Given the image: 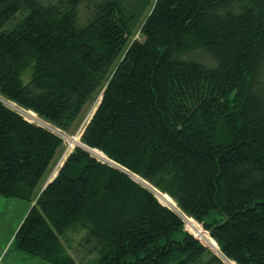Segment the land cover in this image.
I'll list each match as a JSON object with an SVG mask.
<instances>
[{
  "label": "trees",
  "instance_id": "1",
  "mask_svg": "<svg viewBox=\"0 0 264 264\" xmlns=\"http://www.w3.org/2000/svg\"><path fill=\"white\" fill-rule=\"evenodd\" d=\"M96 93L81 147L152 190L80 147L42 186L63 141L5 103L68 133ZM0 99V197L31 205L18 252L224 264L182 216L226 260L264 264V0H0Z\"/></svg>",
  "mask_w": 264,
  "mask_h": 264
},
{
  "label": "rangeland",
  "instance_id": "2",
  "mask_svg": "<svg viewBox=\"0 0 264 264\" xmlns=\"http://www.w3.org/2000/svg\"><path fill=\"white\" fill-rule=\"evenodd\" d=\"M135 38H138V34H136L134 36V39ZM130 40H132V38H129L128 42H130ZM99 101H100V93H96L90 99V101L86 104V106L84 107L78 121L75 124V127L68 133L59 131V130L51 127L50 125L40 121L37 118V116L30 111H26L27 115H24L23 112L21 113L19 111L22 116H24L28 121H30L32 123H36L38 125H41V123H44L47 126L46 128H48L52 131H55L57 136H59L63 141V145L59 148L54 161L51 163V165H50L49 169L47 170L45 176H43V180L41 183L42 186H43V184L46 183V181L48 182V180H50V178H52L56 174L57 170L61 167L62 163L64 162L66 156L76 146V145H74L73 148L70 149V147L72 146V143H70V142L68 143V139L70 137L74 136L76 133H79V135L81 136L85 125L89 122L90 118L92 117L95 110L97 109V107L99 105ZM36 119L39 122H37ZM77 145L78 146H76V147L87 149L85 147H81V145H83V144L82 143L80 144V138L78 139ZM67 146H68V151L65 153ZM87 150L89 151V149H87ZM89 153L92 154L90 151H89ZM98 161L103 162V163H107V162L102 161V160H98ZM41 184H40V187H41ZM37 193H38V190L36 191V194ZM172 202L174 203L173 200H172ZM174 205H175V203H174ZM30 206L31 205H29L27 202L19 200V199L0 197V264H9V263L10 264H29L31 262L30 260L27 261V259H26L27 255H24L23 253L18 252L14 248V243H13L15 233H16L17 229L19 228L20 224L22 223L23 219L25 218L27 212L29 211ZM175 208H176V205H175ZM195 223L197 224V227L198 226L201 227L202 231L205 232V230L202 228V226L200 224H198L197 222H195ZM184 225H185V229L190 234H193L194 237H196V236L198 237L197 234H200L199 233L200 232L199 227H198V233H196L195 231L190 230L189 226L186 224L185 221H184ZM206 234L209 235L208 233H206ZM206 237L207 236H205V238ZM76 238H77L76 235L69 234V236H68L69 243L68 244L66 243V245H65V247L68 251V254L75 259H76V256L74 254V250L78 248L77 244H78V240H79V238L77 240H76ZM197 240L204 247H206L207 249L212 251L214 254L218 255L220 253L216 243L212 239H211L212 240L211 244L205 240L201 241L200 238L199 239L197 238ZM214 243L216 245L217 251L214 250V248H213ZM73 248H74V250H73ZM28 258L33 260L30 257H28ZM32 262H39L42 264H47L44 261H41L39 259H34ZM230 263L233 264L232 262H230Z\"/></svg>",
  "mask_w": 264,
  "mask_h": 264
},
{
  "label": "bare ground",
  "instance_id": "3",
  "mask_svg": "<svg viewBox=\"0 0 264 264\" xmlns=\"http://www.w3.org/2000/svg\"><path fill=\"white\" fill-rule=\"evenodd\" d=\"M11 106H14V105H11ZM15 107V106H14ZM23 114L24 115H27V113L25 112V111H23ZM33 117V116H32ZM30 118V117H29ZM36 121L37 122H39L37 119H36ZM70 143H71V141H70ZM89 151L98 159V160H102V161H105V162H107V159H106V157H104L101 153H99V152H97V151H92V150H90L89 149ZM135 180H137L138 182H140V183H142L143 185H145V186H147V187H149V185L147 184V183H145L144 181H142L141 179H139L138 177H136L135 178ZM155 191V190H154ZM156 193V197H157V199H158V201L160 202V203H162L163 205H165L166 207H168L169 206V208L171 207V208H175V205H174V203L172 202V200L171 199H169L167 196H165V195H162V194H157L158 192H155ZM181 213V212H180ZM181 216V215H180ZM183 220L186 222V224L189 226V228H190V230L191 231H195L196 233H198V227H197V224L194 222V221H192V220H189V219H187L186 217H183ZM200 234H197L198 235V239L200 238V240L201 241H207L208 243H212V240L208 237H206L205 238V236L204 235H202L201 234V232H199ZM213 248H214V250H216V245H215V243L213 244ZM217 251V250H216ZM212 252V251H211ZM218 255H220L221 256V254L219 253ZM225 263L226 264H231L228 260H225Z\"/></svg>",
  "mask_w": 264,
  "mask_h": 264
},
{
  "label": "water",
  "instance_id": "4",
  "mask_svg": "<svg viewBox=\"0 0 264 264\" xmlns=\"http://www.w3.org/2000/svg\"><path fill=\"white\" fill-rule=\"evenodd\" d=\"M0 101H1V99H0ZM6 105H8L10 108H12L13 110H17V111H20L21 113L23 112V111H21L20 109H18V108H16V107H14V106H11V104H8V103H5ZM41 126L42 127H47L44 123H41ZM48 129V128H47ZM50 130V129H49ZM52 131V130H51ZM54 133H55V131H53ZM85 148H87V147H85ZM86 152H89L87 149H84ZM108 164H110L113 168H115V169H117V170H119V171H121L122 173H124L125 175H127V176H129L133 181H135V182H137V183H139V184H141V185H143L142 183H140V182H138L137 180H135V178H136V176H134V175H132L131 173H129L128 171H126V170H124V169H122L121 167H119V166H117V165H115L114 163H112V162H110V161H108L107 162ZM143 186H145V185H143ZM147 189H149V190H152L151 189V187H147V186H145ZM156 191H154V193H155ZM156 194V193H155ZM157 194H160V193H157ZM172 210H174L175 212H177L178 213V215H180V213L177 211V209L176 208H171ZM181 218L183 219V217L181 216ZM221 254V253H220ZM224 264H226L225 263V258L222 256V254H221V256L220 255H217V254H215Z\"/></svg>",
  "mask_w": 264,
  "mask_h": 264
},
{
  "label": "built area",
  "instance_id": "5",
  "mask_svg": "<svg viewBox=\"0 0 264 264\" xmlns=\"http://www.w3.org/2000/svg\"><path fill=\"white\" fill-rule=\"evenodd\" d=\"M79 138H80L79 133H76L74 136H72V137H70V138L68 139V143H69L70 141H71V143H72V146L70 147V149L73 148L74 145H76V146L79 145V144L77 145V142H78V139H79ZM68 145H69V144H68ZM76 146H75V147H76ZM75 147H74V148H75ZM67 151H68V146L66 147V151H65V153H66ZM64 155H65V154H64ZM192 235H193V234H192ZM195 238H196V237H195ZM196 239H197V238H196Z\"/></svg>",
  "mask_w": 264,
  "mask_h": 264
},
{
  "label": "crops",
  "instance_id": "6",
  "mask_svg": "<svg viewBox=\"0 0 264 264\" xmlns=\"http://www.w3.org/2000/svg\"><path fill=\"white\" fill-rule=\"evenodd\" d=\"M47 183H48V182H47ZM45 185H46V183H45ZM26 257H27V258H26V259H27V261H28V260H30V261H31L29 264H31V263H32V264H42V263H39V262H32V261H33L34 259H36V258H32V257H30V258H32V259H33V260H31V259H29V258H28L29 256H26ZM9 264H10V263H9Z\"/></svg>",
  "mask_w": 264,
  "mask_h": 264
}]
</instances>
